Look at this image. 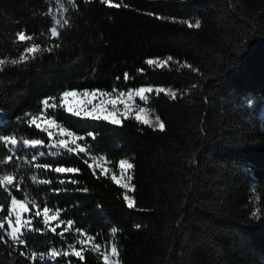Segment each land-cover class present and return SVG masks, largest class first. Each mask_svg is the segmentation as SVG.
Listing matches in <instances>:
<instances>
[{
  "label": "trees",
  "instance_id": "1",
  "mask_svg": "<svg viewBox=\"0 0 264 264\" xmlns=\"http://www.w3.org/2000/svg\"><path fill=\"white\" fill-rule=\"evenodd\" d=\"M112 2L121 6L77 0V10L68 13L70 25L53 39V21L42 13L52 7L56 14L55 0H0V57L17 58L31 43L14 42L20 30L34 34L33 42L42 48L60 45L0 72V132L48 145L47 134L26 120L41 112L43 99L54 95L58 104L64 90L163 85L178 93L173 100L153 90L143 102L165 122L164 132L132 116L112 125L49 109L58 113L57 123L85 137L77 141L85 151L53 155L57 150L47 146L22 149L24 159L36 154L37 160L15 168L14 163L0 165V174L23 175L22 191L13 190L14 195L23 198L26 190L41 210L45 205L60 209V218L74 224L67 232L66 224L50 232L29 205L41 231L28 234L26 249L0 242V264H42L31 260L33 250L38 256L52 248L70 251L69 244L83 251V261L70 255L48 264H103L91 243L108 241L117 244L120 264H264V111L259 112L264 106V0ZM185 20H199L201 26L189 29ZM168 56L173 61L165 68L145 63ZM182 63L196 71L181 68ZM8 154L0 141V158ZM99 156L114 168L120 158L134 165L133 208L123 199V187L94 164ZM57 166L78 172L56 173ZM7 203L10 197L0 189V204ZM77 227L87 230L85 236Z\"/></svg>",
  "mask_w": 264,
  "mask_h": 264
},
{
  "label": "snow or ice",
  "instance_id": "2",
  "mask_svg": "<svg viewBox=\"0 0 264 264\" xmlns=\"http://www.w3.org/2000/svg\"><path fill=\"white\" fill-rule=\"evenodd\" d=\"M103 3L108 4L110 7H120L121 4L113 3L112 0H102ZM56 5V14H53V8L49 7L46 13L42 15H48L53 21L52 26L49 28L50 37L53 39L59 38L61 35V29L67 28L71 21L68 18V13L70 11L77 10L78 3L77 0H55ZM159 18V17H158ZM183 23L187 24L189 29H198L201 26V22L196 20L194 23L185 20ZM34 34H28L24 30H20L15 34L14 42H31L28 46L24 47L22 52H20L17 58H10L7 56L0 57V72L5 70V66H18L21 64H26L29 60L35 59L38 55L43 52H52L55 48H59V44H55L54 47L42 48L40 43L33 42ZM173 61L172 56H168L166 59H147L145 63L149 66H155V68H165L169 65V62ZM179 63V62H178ZM181 68H190L192 71L196 69L186 63L180 64ZM143 71V69L139 70ZM124 79L127 81L130 79L129 74H124ZM152 87H139L136 89L129 88L127 92L119 91L113 87L112 92H106L101 90L93 91H84L77 92L75 90H64L59 94V103H54L57 100L56 96H49L43 99L40 103L43 105L41 110V115H47L45 123L42 125L38 122L40 117L32 115L30 119L26 120V123L29 127L35 126L40 131L44 132L48 136L49 144L45 145L43 139L40 138H23L22 140L18 138L17 134L7 135L0 132V141L7 147L8 155L0 158V165H8L14 163L15 167H20L21 164H32L37 160V155L33 154L30 160L24 159L21 155L22 149H38L41 146H47L57 151L52 153L53 155L59 154L60 150H66L68 153L84 152L85 149L77 143L78 140H84L85 137L77 136L75 132L69 131V129L59 123L54 119V116H57L56 111L48 112L49 109L55 110L58 107L62 108L64 111L71 113L74 117H86L91 120H105L112 125H119L122 122V119H128L130 114L135 110L134 97H139L140 101L147 102L148 97L146 93H152ZM157 94L165 93L170 96L173 100L178 98L177 91L172 90L171 88L165 89L164 87H157L155 89ZM83 97V101L79 105H72L70 103L71 98ZM99 97V102L96 104L92 103L93 98ZM118 105H123V108L118 107ZM111 106V107H109ZM144 107H139L136 111L135 119L143 124H147L153 129H159V131L164 132L166 130L165 122H163L159 116H156L154 121H149L146 116L142 115L146 113ZM28 116V113H24L22 117H18V120H23ZM88 136L92 137L93 140L96 137L93 133L89 132ZM54 137H59V139H54ZM95 147V145H93ZM44 152H39V156H44ZM15 158V162H14ZM103 159V157H101ZM36 168L49 169L52 166L49 164H35ZM91 167V165H89ZM119 167L121 171L131 170L134 165L126 159H121L119 162ZM56 173H76L78 172L77 168L74 167H63L57 166L53 169ZM103 174V173H102ZM15 170H5L4 174H0V189L4 193H7L10 197V203L0 204V242L7 243L10 240L13 244L14 250H18L21 246L25 249L29 246L27 236L32 232L41 231L39 228L34 226L33 217L30 213L29 205L31 209H35V217H43L42 223L44 228L50 232L55 233L57 228L61 225L66 224L67 227L64 228V232H67L74 224L72 219H61V210L56 209L53 211L52 207L49 205L43 206L42 210L40 204L36 199H31L28 196L26 190H23V198H18L13 194V190L20 192L22 191L21 185L24 183L23 175H19ZM37 176L33 174L31 180L33 182L37 181ZM112 179L117 183L121 184V180L117 179L116 176H113ZM132 177L129 175L127 177L128 181H131ZM77 181L72 180L71 183H76ZM39 183L48 184L51 183L49 180H41ZM64 183V181H61ZM122 187L132 191L134 186L131 183L125 182L122 184ZM86 190V189H85ZM124 201L127 203L129 208L135 206L133 198L125 194L123 197ZM6 210V215L4 214ZM26 214H29L26 218ZM256 215V214H253ZM56 221L55 227L52 226V222ZM76 231L81 237L85 236L87 230H81L76 228ZM118 231L117 228L113 227L112 232L115 234ZM63 236V233H61ZM7 237V239H5ZM92 236H87V240H91ZM80 244H86V240H80ZM70 251H57L55 248L49 250L46 254L38 253L33 250L30 253L31 260L42 262V264H48V261H57L58 257H69L75 256L79 260L83 261L85 256L83 251L77 250L71 244L68 245ZM92 248L94 251H100L99 244H93ZM20 255L27 258L29 253L26 251H20ZM120 252L118 246L115 242L111 244L110 250H105L102 254L103 264H120ZM47 258V259H46Z\"/></svg>",
  "mask_w": 264,
  "mask_h": 264
},
{
  "label": "rangeland",
  "instance_id": "3",
  "mask_svg": "<svg viewBox=\"0 0 264 264\" xmlns=\"http://www.w3.org/2000/svg\"><path fill=\"white\" fill-rule=\"evenodd\" d=\"M150 59H157V58H150ZM159 59H166V58H159ZM140 87H152L153 90H155L157 87H164L165 89L171 88V87L163 86V85H144V86H140ZM137 88H139V87H137ZM134 89H136V88H134ZM171 89L174 90L173 88H171ZM93 90H95V89H93ZM93 90H80V91H77V92H81L82 93L84 91H93ZM101 91H103V90H101ZM127 91L128 90H126L125 92H127ZM106 92H112V91H106ZM117 92H119V91H117ZM147 94L148 93H146V96H147ZM83 99H84L83 97L71 98L70 99V103L72 105H74V106L75 105H79V104L82 103ZM99 99H100L99 97L93 98L92 103L93 104L98 103L99 102ZM143 102H145V101H140L139 97H134L135 110L130 114V116H132V117L135 118L136 111H138V108L139 107H144L147 111H146L145 114H142V115L146 116V118L149 119V121H154L156 115ZM246 105L249 108L253 107L252 101H248ZM109 107H111V106H109ZM118 107L123 108V105H118ZM263 111H264V106H261L260 109H259V112L262 113ZM35 115L38 116V117H40V119L38 120V122L43 125L45 123V120L47 119V115L45 114V115L42 116L41 115V112H39V113H37ZM101 157H103V159H101ZM121 159H125V158H120L118 160L117 165H116L115 168L111 166V164L108 162V160L104 156H99V157L95 158L94 164L97 167H99L102 171L108 173L111 177L116 176L117 179H120L121 180V184H119V185L122 186V184L125 183V182L131 183V181H128L127 180V177L129 175H131V171L130 170L121 171V169L119 167V162H120ZM123 189H124L125 194L130 195V192L131 191H129L128 189H126L124 187H123ZM27 217L28 216L26 214V218ZM112 243H113L112 241H108L107 243H102V244L95 243V242L94 243H91V244L92 245L93 244H99L100 245V251H99V253L101 254V257H102V254H103V252L106 249L107 250H110Z\"/></svg>",
  "mask_w": 264,
  "mask_h": 264
}]
</instances>
